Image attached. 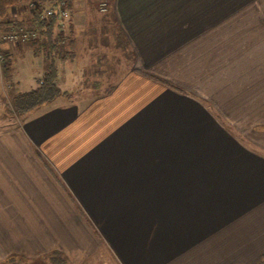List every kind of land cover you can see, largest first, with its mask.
<instances>
[{
  "label": "crops",
  "instance_id": "crops-1",
  "mask_svg": "<svg viewBox=\"0 0 264 264\" xmlns=\"http://www.w3.org/2000/svg\"><path fill=\"white\" fill-rule=\"evenodd\" d=\"M241 1L253 0H179L171 14L156 7L180 27L147 44L123 20L170 2L115 0L109 16L115 47L120 39L133 53L128 69L113 65L111 47L97 61L84 38L88 15L76 16L70 0L75 58L57 62L69 97L19 122L0 117V264L260 263L264 29L212 23ZM31 14L21 4L8 19ZM3 50L13 88H37L44 51Z\"/></svg>",
  "mask_w": 264,
  "mask_h": 264
},
{
  "label": "rangeland",
  "instance_id": "rangeland-1",
  "mask_svg": "<svg viewBox=\"0 0 264 264\" xmlns=\"http://www.w3.org/2000/svg\"><path fill=\"white\" fill-rule=\"evenodd\" d=\"M73 1H75L74 14L76 16H78V14L81 13H86V15H88L87 17L89 20L88 19L87 20L89 22V26L86 29H87V35L88 34L89 35L87 36V38L86 36H84V38L90 40V47L91 45L93 47H97L98 49V52L96 51L97 61L99 60L103 52L108 53V51H106L108 49L107 47H111V49L109 50L110 55L113 56L112 61L115 60L113 65L116 62H119V60H122L123 64L129 66L128 69H130V67H132V65L135 63L130 46L125 44L123 40L120 41L119 39L118 42L119 44H121V46L119 48L115 47L117 38H120V36L117 32L116 26L114 25V23L112 22L109 16V13L113 12L115 0H73ZM160 1H164V0H160ZM168 2L170 3L169 4L162 3L161 5H156V4L149 5L147 7L148 9L141 10L139 14L140 20L137 19L123 20V24L125 28H127L130 31H134L132 37L135 38V40H139L142 43L146 42L147 44H149L152 39L155 41H159L165 34H167V32L173 33L174 30L179 29L180 27L179 20L173 21L170 18L171 16L170 11L172 8L175 9V6H177L175 5V3H179V0H168ZM263 2L264 0H253L250 3H243L241 1L238 4H231V3L224 4L222 10L219 12L218 18L216 20H213L212 23L215 24V27H221V28L264 29ZM193 3L194 2L192 1V3L190 4V8H193ZM104 5L106 7L105 12L102 11ZM156 7L161 8V10L164 11L165 13L167 12L170 13V14H163L167 19H164V21H162L163 19H161V16L158 18L157 15L160 13L161 10L157 8V10L152 11ZM168 7L170 10L169 9L167 10ZM132 8L134 11V4L132 5ZM18 10L12 13L13 14L18 13L19 15L23 13L24 15L23 16L20 15V16L23 18L26 17L25 16L26 12L24 11L20 12ZM145 11L153 13V15H155L154 18L147 19L149 14L146 13ZM176 12H183V10H176ZM134 14H136V12ZM175 14L176 13H174V15ZM176 15L179 16V14ZM257 15H260L261 18L258 19ZM203 17H205L204 13H203ZM66 32L67 31H65L64 33ZM259 38L263 39L264 37H259ZM87 40H85L84 43H86ZM32 43L33 41L27 43H19L15 45L13 44V46L29 45V46H33L35 49L37 46L33 45ZM4 46L5 45H3V47ZM1 51L5 53L3 48L1 49ZM43 56H44L43 58L46 59V61L49 59L48 54L45 51ZM8 65H9V60L7 56L6 67L0 70L1 83L3 85V88L0 86V92L2 96L4 95V98L1 99V104H3L2 105L3 107H1L0 109L1 112L0 117L4 118L5 121L7 120L6 118H9L11 120L19 122L23 120L24 115L15 114L12 107V97L17 91H22L24 89L23 87L13 88L14 83L10 80H7L6 76L9 75V73L7 74ZM92 69L94 71L95 76L97 74L101 76V74L103 73V66H99L98 64L94 63V68ZM93 71L91 73H93ZM109 262L110 264H117V261H115L114 258L110 259Z\"/></svg>",
  "mask_w": 264,
  "mask_h": 264
},
{
  "label": "trees",
  "instance_id": "trees-1",
  "mask_svg": "<svg viewBox=\"0 0 264 264\" xmlns=\"http://www.w3.org/2000/svg\"><path fill=\"white\" fill-rule=\"evenodd\" d=\"M68 5L72 13V3ZM28 0H0V26L27 27L37 30L39 37L33 41L37 49L44 50L48 54L45 76L39 81L37 88L28 92L15 93L12 97V107L17 115H25L32 110L50 104L61 96L69 97V93L63 91L58 85V61L73 63L75 58V41L70 32L59 30V19L56 15L47 22L40 19L41 9L34 10L31 16L24 20H9L10 9ZM35 48V49H36ZM259 264H264V257Z\"/></svg>",
  "mask_w": 264,
  "mask_h": 264
},
{
  "label": "built area",
  "instance_id": "built-area-1",
  "mask_svg": "<svg viewBox=\"0 0 264 264\" xmlns=\"http://www.w3.org/2000/svg\"><path fill=\"white\" fill-rule=\"evenodd\" d=\"M29 9L34 10L40 8V19L47 22L49 18L56 15L59 19V30L62 32L69 30V22L71 21V11L67 0H28L26 3ZM105 5L102 11L105 12ZM39 37L37 30L27 27L16 26H0V70L6 67L7 55L1 51L3 45L19 44L36 41Z\"/></svg>",
  "mask_w": 264,
  "mask_h": 264
}]
</instances>
